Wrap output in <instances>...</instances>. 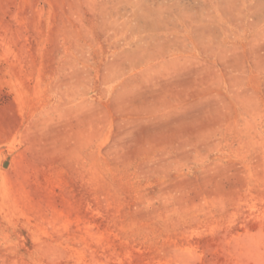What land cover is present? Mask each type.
<instances>
[{"label": "rangeland", "instance_id": "rangeland-1", "mask_svg": "<svg viewBox=\"0 0 264 264\" xmlns=\"http://www.w3.org/2000/svg\"><path fill=\"white\" fill-rule=\"evenodd\" d=\"M0 264H264V0H0Z\"/></svg>", "mask_w": 264, "mask_h": 264}]
</instances>
